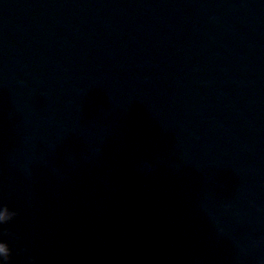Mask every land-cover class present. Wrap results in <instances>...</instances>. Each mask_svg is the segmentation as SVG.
I'll list each match as a JSON object with an SVG mask.
<instances>
[{
    "label": "water",
    "instance_id": "water-1",
    "mask_svg": "<svg viewBox=\"0 0 264 264\" xmlns=\"http://www.w3.org/2000/svg\"><path fill=\"white\" fill-rule=\"evenodd\" d=\"M7 264H264V0H0Z\"/></svg>",
    "mask_w": 264,
    "mask_h": 264
},
{
    "label": "clouds",
    "instance_id": "clouds-1",
    "mask_svg": "<svg viewBox=\"0 0 264 264\" xmlns=\"http://www.w3.org/2000/svg\"><path fill=\"white\" fill-rule=\"evenodd\" d=\"M16 215L7 205H0V224L10 221ZM11 256V248L9 244L0 239V264H7Z\"/></svg>",
    "mask_w": 264,
    "mask_h": 264
}]
</instances>
